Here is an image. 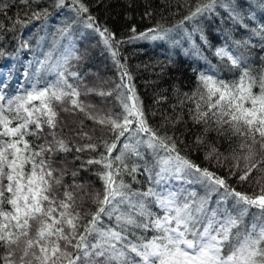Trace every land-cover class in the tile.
Masks as SVG:
<instances>
[{
  "label": "snow or ice",
  "instance_id": "snow-or-ice-1",
  "mask_svg": "<svg viewBox=\"0 0 264 264\" xmlns=\"http://www.w3.org/2000/svg\"><path fill=\"white\" fill-rule=\"evenodd\" d=\"M20 2L29 5L30 0ZM181 6L188 11L177 24L157 23L139 32L132 26L129 36L117 38L96 23L84 0H56L55 7L74 14L71 23L83 22L101 35L119 81L107 89L88 86L73 70L71 60L80 57L70 24L58 30L59 39L67 38L68 44L61 48L54 41L44 59L36 61L35 71H25L31 84L23 94L8 95L0 80V264H264V69L257 72L239 51L264 50V22L254 27L244 22L256 20L255 12H244L251 7L248 0L243 5L240 0H183ZM220 10L249 33L240 40L226 37L215 52L239 75L226 79L215 69L201 72L194 91L172 105L180 113L175 118L161 113L162 122L153 125L127 64L121 62L120 45L174 40L171 34L180 31L192 40L199 29L187 32L185 22L219 15ZM48 14L46 8L30 16L26 12L28 18L14 24L27 26ZM200 38L207 42L202 33ZM90 96L103 100L97 105ZM189 103V119L203 125L195 143L204 145L209 132L227 142V154L208 142L204 155L217 167L231 161L227 175L197 164L175 134L165 130L183 121ZM61 113L82 118L67 122ZM73 152L97 153L81 167L99 166L100 190L77 183L79 169L71 170L72 181L65 182L69 169L58 163V156ZM237 174L238 182L256 186L252 192L232 186L229 180ZM126 176L134 183L144 176L147 186L133 189ZM190 185L202 187L203 195ZM89 201L94 209L85 207ZM153 205L163 214L153 211Z\"/></svg>",
  "mask_w": 264,
  "mask_h": 264
},
{
  "label": "trees",
  "instance_id": "trees-1",
  "mask_svg": "<svg viewBox=\"0 0 264 264\" xmlns=\"http://www.w3.org/2000/svg\"><path fill=\"white\" fill-rule=\"evenodd\" d=\"M194 3L195 0H192ZM56 0H39L38 3L25 5L20 0H0V80H3L6 87L3 91L8 95L23 94V89L30 87L31 81L26 78L24 73L27 70L31 74L38 67L37 60L44 59V53L49 51L54 41H58L61 48L68 44V39H59L58 30H53L52 26L57 22V17L69 11L67 8L55 7ZM89 8V13L95 17L96 23L101 27H107L117 38H126L131 33L129 29L135 26L137 31H144L157 23L166 27H171L180 21L187 14L188 9L182 7L183 0H84ZM243 5L245 0H240ZM7 4V8L2 5ZM251 7H244V12H255L256 20L249 21L245 18V23L254 27L256 23L264 22V0H248ZM48 10V16L41 19H32L27 26L14 24L19 19H27V12L30 16L33 11L41 9ZM151 12V16L145 13ZM87 14H85L86 16ZM66 24L71 25L70 36L76 48V55L79 60H71L73 70L79 71L84 76V82L88 86H98L107 89L113 87V82L119 81V71L113 63L111 51L103 43L101 35L92 28L85 27L83 22L71 23L66 20ZM61 28V29H62ZM184 28L192 32L194 28L199 31L194 32L193 42H180L176 40L177 35L186 36L183 31L171 34L175 39L157 40V41H136L120 45L121 62L126 63L129 72L133 76L132 83L136 87L137 94L144 102L149 122L159 126L162 122L161 113L175 118L181 109L176 108L173 111L172 105L177 104L178 98H183V93L191 94L197 86L198 76L201 72L208 73L210 70H217L221 76L226 79H232L239 75V70L229 71L230 64L226 60L221 61L215 55L216 49L224 45L226 37H232L240 40L249 35L239 25L234 24L223 10L219 15L201 17L197 21L185 22ZM53 31V32H52ZM203 34L206 43L201 40ZM170 41L172 43H170ZM26 44L25 47H21ZM232 48L235 45L229 41ZM249 59V63L259 72L264 69V50L259 47L244 49ZM58 54V53H57ZM236 54V53H234ZM126 58V60L124 59ZM49 80L53 77L48 76ZM23 85V88H21ZM19 90V93H18ZM165 97L166 99H160ZM83 98V97H82ZM88 99L94 104H101L103 98L99 96H90ZM111 101V98H108ZM157 100H160L157 103ZM192 105L186 104L184 108V119L173 128L168 124L166 131L169 134H175L179 146L185 150L191 159L203 167H209L218 174L227 175L228 165L231 161L225 162L224 167H217L215 161L204 159L207 149V143H217L222 152H226L227 142L224 138L217 139L215 132H209L204 145L195 143L196 137L202 132L203 125L193 124L187 114V108ZM152 113H156L152 115ZM61 117L67 122L79 120L82 117H72L61 113ZM186 122V123H185ZM85 124L91 126V121L85 120ZM67 131V130H66ZM71 133H69L70 135ZM99 136V132L96 133ZM180 141H183L181 144ZM83 143L84 141H78ZM74 155H79L81 159H74ZM95 152L68 153L59 154L58 163L67 165L69 174L65 177V182L72 181L71 170L79 169V175L76 177L77 183L87 185L89 189L100 190L102 182L95 175L97 165H87L82 168L81 163L86 162L90 157L96 156ZM253 173L252 176H256ZM126 181L131 183L132 188L146 187V177L138 176L140 183H134L131 177L126 176ZM252 180V177L249 178ZM229 182L238 191L252 192L253 187H249L248 182H238L237 176L230 178ZM200 195H203V188L199 185H190ZM216 197L213 196V204ZM85 207H92L90 201L86 202ZM152 210L163 214L155 205ZM255 212V209L252 210ZM251 220V214L246 218V223ZM139 231V230H137ZM148 232L147 236H151Z\"/></svg>",
  "mask_w": 264,
  "mask_h": 264
},
{
  "label": "rangeland",
  "instance_id": "rangeland-1",
  "mask_svg": "<svg viewBox=\"0 0 264 264\" xmlns=\"http://www.w3.org/2000/svg\"><path fill=\"white\" fill-rule=\"evenodd\" d=\"M73 15L74 14H72L71 12H69V11H67V12H65V13H63V14H61L59 17H57V22L52 26V29L55 31V30H58V29H61L62 28V26H63V23L66 21V20H70L72 17H73ZM186 31L187 32H189L187 29H186ZM53 32V31H52ZM185 33V35H186V32H184L183 31V34ZM177 39L176 40H178V41H180L181 43L182 42H187V38H186V36L184 37V36H180V35H177V37H176ZM188 41H190V42H193L194 40H193V38H192V40H188ZM170 43H172L171 41H170Z\"/></svg>",
  "mask_w": 264,
  "mask_h": 264
}]
</instances>
